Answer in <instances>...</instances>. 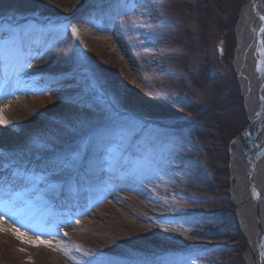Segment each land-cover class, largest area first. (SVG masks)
<instances>
[{"label": "rangeland", "instance_id": "rangeland-1", "mask_svg": "<svg viewBox=\"0 0 264 264\" xmlns=\"http://www.w3.org/2000/svg\"><path fill=\"white\" fill-rule=\"evenodd\" d=\"M247 2L91 0L63 19L0 24L42 33L37 58L48 59L0 83V185L10 171L44 177L18 183L12 214L0 213V264H247L231 193L236 138L250 122L234 65ZM96 19L114 36L98 37ZM125 122L143 127L123 147L89 143ZM67 143L80 151L73 169L35 158ZM88 146L87 174L67 181Z\"/></svg>", "mask_w": 264, "mask_h": 264}, {"label": "bare ground", "instance_id": "bare-ground-1", "mask_svg": "<svg viewBox=\"0 0 264 264\" xmlns=\"http://www.w3.org/2000/svg\"><path fill=\"white\" fill-rule=\"evenodd\" d=\"M90 1L0 0V19L32 20L33 23H39L41 20L50 18L63 19L82 11ZM256 1L259 2L256 3L259 10L257 13L253 11L252 0H248L242 10L237 27L238 44L234 60L246 99L247 111L253 122L248 130L246 142L244 144L238 143L237 149L233 151L231 164L233 172L231 193L237 203L238 222L242 232L248 239L247 264H264V196L258 201V195L264 194V153L259 155L263 151L264 145V113H262L264 112V63H262L264 61V31H262L264 29V19H261V17H264V0ZM94 25L96 27L95 34L98 37L111 38L114 36L109 21L96 19ZM41 42L42 40L35 42L38 47L33 48L34 51L44 49L46 41ZM227 44L226 42V46ZM32 45L34 44H31L30 48ZM159 51L163 50L160 49ZM29 61H32V70L46 69L48 66L46 62L48 59H29ZM3 71H5V67L3 61H0V74ZM7 94L8 90L3 89L0 92V101ZM250 138L253 139V143L250 147V155H248V153L246 154V148H248L247 144ZM249 156L252 159L254 158L255 162V174H249L251 176L250 180L257 182L256 191L258 194L251 189L253 184H250L248 178L249 169H251ZM259 203L262 205L260 218L257 215ZM5 227L11 228L12 224L7 223Z\"/></svg>", "mask_w": 264, "mask_h": 264}, {"label": "snow or ice", "instance_id": "snow-or-ice-1", "mask_svg": "<svg viewBox=\"0 0 264 264\" xmlns=\"http://www.w3.org/2000/svg\"><path fill=\"white\" fill-rule=\"evenodd\" d=\"M261 19H264V17H261ZM70 28L72 35L79 39L80 32L77 26L71 25ZM262 31H264V29H262ZM28 35L29 34L27 32L17 31L11 28L7 29L6 31L0 29V56L6 55L9 50L15 51L18 55L22 51L23 45ZM262 63H264V61H262ZM27 66H30V64ZM2 112L3 110L0 109V125L7 127L9 121L2 115ZM137 127L142 128L143 125L136 124L132 127H128L127 122H125L117 129H106L97 133L94 137H90L89 143L95 141L97 144L119 145L120 147H123L128 138L135 134V129ZM79 161L80 151L76 150L66 153L45 167L50 168L52 171H56L57 169H73L78 165ZM0 167H3V165H0ZM43 178V176L34 177L25 175L20 171H10L6 176H4L2 185H0V197H8L7 200L0 198V213H7L9 215L12 214V209L16 206L17 201L22 195V193L17 190L18 183L27 181L29 184L34 185L35 180ZM2 221L3 216L0 215V222ZM12 231L17 235L18 239H21L25 243L34 244L36 246L44 245L47 247H53L52 242L49 240L39 239L38 236L36 240H33L32 238L27 237L25 233H20L19 229L17 228H13ZM65 235H67V233H65Z\"/></svg>", "mask_w": 264, "mask_h": 264}, {"label": "water", "instance_id": "water-1", "mask_svg": "<svg viewBox=\"0 0 264 264\" xmlns=\"http://www.w3.org/2000/svg\"><path fill=\"white\" fill-rule=\"evenodd\" d=\"M256 3H257V1L256 0H252V8L253 9H255L256 10ZM246 108H247V106H246ZM252 119L250 118V122H249V125L246 127V129L245 130H243L240 134H239V136L236 138V143H242V144H244V142H246V140H247V137H248V130H249V128L251 127V125H252ZM248 143L249 144H251L252 145V143H253V139L252 138H250L249 139V141H248ZM263 151H261L260 153H259V155L260 154H263L264 153V145H263V149H262ZM248 155H250V148H249V150H248ZM259 155H258V157H259ZM249 162L251 163V169H249L250 171H249V173L248 174H255V162H254V158L252 159V157L251 156H249ZM253 183V186H254V188H256L257 189V186H256V183L255 182H252ZM262 186V185H261ZM261 196V198H262V194H260ZM260 201V200H259ZM261 203V202H260ZM258 204V212H257V215H258V217L260 218V215H261V204Z\"/></svg>", "mask_w": 264, "mask_h": 264}]
</instances>
